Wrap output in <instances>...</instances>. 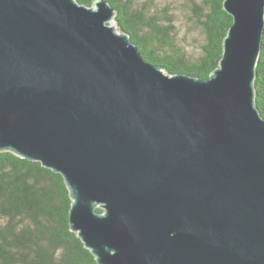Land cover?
I'll use <instances>...</instances> for the list:
<instances>
[{"label": "water", "instance_id": "1", "mask_svg": "<svg viewBox=\"0 0 264 264\" xmlns=\"http://www.w3.org/2000/svg\"><path fill=\"white\" fill-rule=\"evenodd\" d=\"M224 10L201 79L145 60L107 0H0V151L62 174L97 264H264V0Z\"/></svg>", "mask_w": 264, "mask_h": 264}, {"label": "trees", "instance_id": "2", "mask_svg": "<svg viewBox=\"0 0 264 264\" xmlns=\"http://www.w3.org/2000/svg\"><path fill=\"white\" fill-rule=\"evenodd\" d=\"M87 6L95 0H78ZM116 23L148 62L169 74L209 78L219 66L233 17L224 0H191L190 10L204 34L201 51L179 46L174 12L156 0H107ZM256 104L264 116V37L257 65ZM71 197L62 174L39 161L0 151V264H97L91 250L70 229ZM102 211L101 209H98Z\"/></svg>", "mask_w": 264, "mask_h": 264}, {"label": "rangeland", "instance_id": "3", "mask_svg": "<svg viewBox=\"0 0 264 264\" xmlns=\"http://www.w3.org/2000/svg\"><path fill=\"white\" fill-rule=\"evenodd\" d=\"M145 0H135L136 4H142ZM200 1V0H198ZM161 7L169 5L173 11L177 30V41L180 47L191 55H198L204 34L195 23L194 15L190 10L191 0H156Z\"/></svg>", "mask_w": 264, "mask_h": 264}]
</instances>
